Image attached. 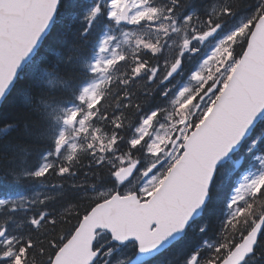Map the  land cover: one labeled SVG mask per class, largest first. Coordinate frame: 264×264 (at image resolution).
Returning a JSON list of instances; mask_svg holds the SVG:
<instances>
[{"label":"snow or ice","instance_id":"6c2138e0","mask_svg":"<svg viewBox=\"0 0 264 264\" xmlns=\"http://www.w3.org/2000/svg\"><path fill=\"white\" fill-rule=\"evenodd\" d=\"M0 264H264V0H0Z\"/></svg>","mask_w":264,"mask_h":264}]
</instances>
